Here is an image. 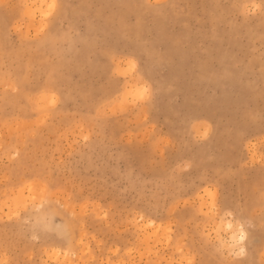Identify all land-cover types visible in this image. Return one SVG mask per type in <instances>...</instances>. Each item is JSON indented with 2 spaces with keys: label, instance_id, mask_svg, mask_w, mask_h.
<instances>
[{
  "label": "rangeland",
  "instance_id": "1",
  "mask_svg": "<svg viewBox=\"0 0 264 264\" xmlns=\"http://www.w3.org/2000/svg\"><path fill=\"white\" fill-rule=\"evenodd\" d=\"M68 263L264 264V0H0V264Z\"/></svg>",
  "mask_w": 264,
  "mask_h": 264
},
{
  "label": "clouds",
  "instance_id": "2",
  "mask_svg": "<svg viewBox=\"0 0 264 264\" xmlns=\"http://www.w3.org/2000/svg\"><path fill=\"white\" fill-rule=\"evenodd\" d=\"M227 215H231V213H227ZM231 224H228L227 227H231ZM237 229H238V235L237 234H233L232 236V240L235 241L236 245H242L244 239L246 238V233L243 230V226L242 225H237ZM236 256H243L244 255V248L241 246L239 251L235 253Z\"/></svg>",
  "mask_w": 264,
  "mask_h": 264
},
{
  "label": "bare ground",
  "instance_id": "3",
  "mask_svg": "<svg viewBox=\"0 0 264 264\" xmlns=\"http://www.w3.org/2000/svg\"><path fill=\"white\" fill-rule=\"evenodd\" d=\"M218 224H219V223H218ZM228 224H229V222H226L224 227L229 228V227H227ZM219 225H220V224H219ZM221 227H222V226H221ZM229 231L232 232V230H229ZM235 234H236V233H235ZM232 236H233V233L230 234V237H229V238L232 239ZM230 241H232V240H230ZM234 243H235V241H234ZM231 245H232V244H231ZM68 264H71V263H68Z\"/></svg>",
  "mask_w": 264,
  "mask_h": 264
}]
</instances>
